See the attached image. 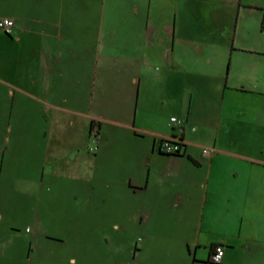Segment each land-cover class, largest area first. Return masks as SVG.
Instances as JSON below:
<instances>
[{"label":"crops","instance_id":"1","mask_svg":"<svg viewBox=\"0 0 264 264\" xmlns=\"http://www.w3.org/2000/svg\"><path fill=\"white\" fill-rule=\"evenodd\" d=\"M0 18L14 21L0 30L8 97L56 127L86 118L38 163L68 178L78 214L100 188V212L140 217L131 264H213L217 244L219 264H264V0H0ZM174 135L181 152L161 151ZM56 215L15 232L0 214V264H92L58 257L41 222Z\"/></svg>","mask_w":264,"mask_h":264},{"label":"rangeland","instance_id":"2","mask_svg":"<svg viewBox=\"0 0 264 264\" xmlns=\"http://www.w3.org/2000/svg\"><path fill=\"white\" fill-rule=\"evenodd\" d=\"M156 67L158 69L159 65ZM8 95L9 92L0 87V214H10L8 223L15 232L33 228L36 214H57L54 221H46L44 217L41 222L63 244L58 257L74 254L80 263L87 260L92 264H131L140 217L100 212L98 195L104 191L100 188L92 193L90 205H85V211L91 214H78L77 210H82L84 204L73 199V187L68 178H59L51 173V168L44 169L38 163L43 143L49 142V149L54 151L60 147L57 148V141L50 140V134L52 138L57 132L83 131L86 118L76 115V126H68L62 120L56 127L57 124L50 125L40 108L20 105ZM98 109L93 107L92 111ZM120 109L122 121L130 124L136 110L133 100ZM52 112L53 109L46 111L45 115ZM43 133L49 135L44 141ZM129 146L137 144L133 140ZM21 240L24 244L23 236Z\"/></svg>","mask_w":264,"mask_h":264},{"label":"built area","instance_id":"3","mask_svg":"<svg viewBox=\"0 0 264 264\" xmlns=\"http://www.w3.org/2000/svg\"><path fill=\"white\" fill-rule=\"evenodd\" d=\"M13 26L14 21L11 18H0V30L4 31L7 34H10L12 32ZM171 122H173L177 126H181L180 120L175 116L171 117ZM93 130H95V132H93ZM93 130L91 131V133L96 134L97 126H95ZM182 145L183 140L181 139V137L175 135L167 136L161 140L160 149L167 154H179L181 152ZM208 152L209 151L207 149H203L204 154H208ZM223 254V245L217 244L210 255V262L213 264H219L222 260Z\"/></svg>","mask_w":264,"mask_h":264},{"label":"trees","instance_id":"4","mask_svg":"<svg viewBox=\"0 0 264 264\" xmlns=\"http://www.w3.org/2000/svg\"><path fill=\"white\" fill-rule=\"evenodd\" d=\"M97 126V124H95L94 122L91 123L90 125V131H92L94 129V127ZM98 129V128H97ZM98 131V130H97ZM97 133V132H96Z\"/></svg>","mask_w":264,"mask_h":264}]
</instances>
